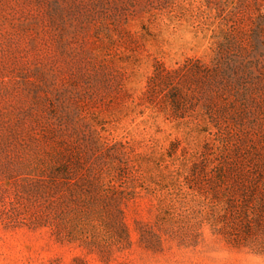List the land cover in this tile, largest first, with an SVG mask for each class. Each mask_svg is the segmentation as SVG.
<instances>
[{
	"label": "rangeland",
	"instance_id": "374dc122",
	"mask_svg": "<svg viewBox=\"0 0 264 264\" xmlns=\"http://www.w3.org/2000/svg\"><path fill=\"white\" fill-rule=\"evenodd\" d=\"M261 168L264 0H0V264H264Z\"/></svg>",
	"mask_w": 264,
	"mask_h": 264
},
{
	"label": "trees",
	"instance_id": "16d2710c",
	"mask_svg": "<svg viewBox=\"0 0 264 264\" xmlns=\"http://www.w3.org/2000/svg\"><path fill=\"white\" fill-rule=\"evenodd\" d=\"M244 174L237 180L238 189L245 198L237 216L245 233L254 235L264 231V169H256L254 172ZM237 202L238 198L232 195L228 201L229 208L235 207Z\"/></svg>",
	"mask_w": 264,
	"mask_h": 264
}]
</instances>
